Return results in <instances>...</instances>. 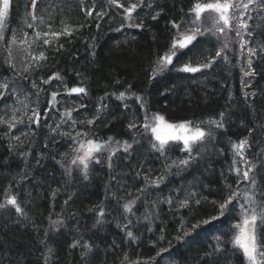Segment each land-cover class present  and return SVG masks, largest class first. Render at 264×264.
Wrapping results in <instances>:
<instances>
[{
  "label": "trees",
  "instance_id": "1",
  "mask_svg": "<svg viewBox=\"0 0 264 264\" xmlns=\"http://www.w3.org/2000/svg\"><path fill=\"white\" fill-rule=\"evenodd\" d=\"M93 2L84 0L89 8ZM121 2L127 5L129 0ZM147 2L154 4L150 14L160 8L164 11L157 21H153L150 14L146 16L149 9H137L133 15L145 18V27L137 29L121 28V24L126 23L123 10L109 6L107 0H95L97 10L103 8L108 13L97 29L95 18H86L80 11V0H38L36 12L45 21L40 24L37 20L40 30H47L48 24L60 30L61 20L69 25L85 26L71 38L61 37L59 43L64 48L59 52L47 49L48 60L38 70L32 69L30 74L23 73L24 64L19 58L22 53L14 52L16 72L29 76L28 80H23L22 76L16 77L18 99L25 100L27 94L29 99L26 102L32 104L37 97L31 81L36 80L39 84L41 76L46 79L55 72L64 77L68 87L83 86L88 94L67 96L63 94V85L55 80L51 85L43 86L45 92L39 97L42 119L38 128L35 124L30 128L28 126L30 110L16 113L24 120V124L17 125L8 136H5L7 127L0 126V202H3L4 190L11 186V193L18 197L27 214L26 218L18 216L11 206L0 210V264H44L42 254L45 246L39 241L45 239L50 214L54 219H63L64 225L59 231H51L47 238V247L52 248L54 253L49 264H121L125 253L130 260L134 261L137 257L143 260L155 256L161 246L168 247L169 241L172 247L157 258L158 264H238L232 245L228 243L232 236L231 224L238 219L236 212L202 226L183 241L177 242L174 237L181 218L190 228L196 221L216 214V206L211 201L224 197L226 177L233 188L237 186L235 174L229 173L232 161L229 138L239 141L248 137L257 156L264 153V129L259 127L264 125V54L253 58L255 75L243 80L248 87L242 84V63L233 55H228L229 63L221 59L211 68L194 74L177 71L188 60L187 56H183L171 66L170 71L150 79L158 55L166 51L171 36L175 34L170 24L166 27L167 22L172 19L179 21L191 7L192 0ZM24 3L25 0H11L10 25L18 30L23 28L31 39L33 30L25 28L22 23ZM181 9L184 11L181 12ZM28 11H31L30 4ZM248 23L254 32L250 46L264 43V21L253 19ZM117 28L121 30L116 31ZM18 34L22 35V32ZM7 35L10 38L11 32ZM201 41L202 56L197 53L193 55V60L206 57L209 53L204 51L205 48H211V55H215V48L218 47L215 39L208 36L202 37ZM45 47L41 42V48ZM6 56L7 52L0 47V80L13 77V71L4 64ZM77 72L80 73L79 77ZM129 85L132 92L143 95L151 111H159L171 122L218 118L221 111L226 113V128L211 129L218 139H210L202 148L198 147L199 156L189 166L172 168L170 173L165 174L159 187H149L143 193L138 190L145 181L143 175L138 176L137 173L151 170L155 178L164 173L165 159L152 149L150 136L148 139L142 136L139 127L134 130L137 142L133 143L134 132L129 131L128 124L134 117L141 124L144 113L134 98L121 101L112 95L125 91ZM52 91L62 93L58 97L61 111L72 105H86V108L73 112L77 120L96 115L97 105L103 97L102 103L106 107L91 131L98 140H106L111 136L121 143L127 140L132 143V148L125 153L122 147L113 143L112 147L117 148V151L112 158L111 168L103 159L104 153L102 163L91 164L87 179L78 170L71 176L66 175L56 161L61 159V153H67L64 162L68 164L72 154L70 139L51 136L43 119V110L48 107L47 100ZM253 92L256 93L255 97L251 95ZM245 93L249 94L247 99ZM5 105L23 108L9 95L0 101V115H4ZM7 114L12 115L11 108ZM52 114L59 119V112L53 111ZM55 119H49L48 122L54 126ZM87 128L86 124H77L75 131ZM250 128L253 129L251 135ZM64 130L69 129L65 126ZM25 132L28 135H22ZM12 136H20V141L12 139ZM180 147L168 152V163L184 158L186 154L180 152ZM261 156L264 157L259 155L256 161H262ZM257 180L264 183V166L258 168ZM190 193L197 195L191 198L188 207L178 209V201ZM169 198L173 200L172 205L166 202ZM196 199H201L199 205ZM129 200H135V214L131 216L130 227L137 239L132 243L126 240L125 233L118 226L128 223L120 205ZM65 201L68 203L65 204ZM97 205L106 208L104 222L99 225H96L95 212L90 211ZM145 215L149 219H145ZM149 227L151 232L148 231ZM221 233L224 237L223 250L216 253L213 252V237ZM161 235L164 236L163 240L160 239ZM74 240H80L81 244L88 241L93 245L85 262L81 261L80 247L70 249ZM206 253L212 255L206 256Z\"/></svg>",
  "mask_w": 264,
  "mask_h": 264
},
{
  "label": "snow or ice",
  "instance_id": "2",
  "mask_svg": "<svg viewBox=\"0 0 264 264\" xmlns=\"http://www.w3.org/2000/svg\"><path fill=\"white\" fill-rule=\"evenodd\" d=\"M80 11L85 14L86 18H95L96 27L99 29L100 21H102L108 13L100 8L97 10L95 0L91 8L87 7L84 0H80ZM10 3L11 0H0V47H3L7 52L4 64H6L12 71L13 77L9 79L5 77L0 80V101L11 95L18 104H22L25 110L29 109V103L26 102L29 96L26 94L25 100H19V86L15 83L17 76H22L23 80H28V75H23L16 72V64L14 52H20L22 55L19 57L21 63L24 64L23 73H29L32 69H39L42 67V63L48 60L47 49L52 48L56 52H59L64 48L62 43H59L61 37L71 38L74 33L80 31L85 25L73 26L67 24L64 20L60 23L62 27L60 30H56L51 24L47 25V30H40L37 25V20L40 24H44L43 17L37 15L36 9L38 0H25L24 3V18L23 25L27 29L33 30L32 38L29 39V33L23 28L15 29L10 25ZM31 5V11H28V6ZM109 6H115L117 9L123 10V20L125 24H121V28H137L143 29L145 27V18L134 16L136 10L146 7L150 10L146 13L148 16L154 9L152 2L147 0H135V2H129L127 5L121 2V0H107ZM164 9L160 8L155 11L154 14H150V18L153 21H157ZM184 10L181 9V12ZM258 19L264 21V0H192L191 7L187 13L181 17L179 21L172 19L167 22L171 25V29L175 30V34L171 36L170 44H168L166 51L162 55H158L154 66L151 69L150 79H155L159 74L170 71L176 61H179L181 57L187 56V62L181 64L177 69L182 73H198L203 69L211 68L214 64L218 63L221 59L225 63L230 62L228 56L229 51H234L230 46L229 33L235 32V37L238 38L239 47L243 51L246 50V65L247 68H241V72L244 77H251L255 75V69L253 68V58L258 55L264 54V43L258 46H250L251 38L254 36V32L248 21ZM121 28H117L116 31H120ZM11 32L10 38L7 33ZM22 32V35L18 34ZM208 36L214 37L219 46L215 48V55H211L212 49L205 48L209 54L202 59L198 58L193 60V55L201 52L202 41L201 38H207ZM248 37L246 39L245 37ZM95 39V38H93ZM41 42L45 48H41ZM92 45H90L91 47ZM38 53V54H37ZM77 76L80 73L77 72ZM55 80H59L63 85L64 92L67 96L73 94L87 95V89L83 86L68 87L64 77L59 72L52 73L46 79L41 76L39 84L36 80L31 81V87L36 90L35 107L30 109L31 114L27 116L28 126L31 127L35 124L38 128L42 119L39 97L41 93L45 92L44 85H51ZM119 83V81H117ZM244 87H248V84L243 81ZM62 95L60 91H52L50 93V99L47 100L48 107L43 110V119L45 126L49 130L51 136H57L68 138L72 142L70 150L74 155L70 162L65 164V158L67 153H61V159L56 162L64 169L65 174L71 176L74 171H80L84 178H88L90 166L93 162L102 163V155L108 152L109 167L112 166V157L116 154L117 148L112 147L113 143L117 147H122L123 151L127 153L132 148V143L127 140L115 141L114 137L109 136L106 140H98L95 138V134L91 131L92 126L99 119V114L106 107L102 103L103 97L100 98L101 103H98L96 109V115L91 118L85 117L82 120H77L73 116V112H78L81 108H86V105H76L65 107L63 111L60 110L58 105L61 103L58 97ZM118 100L124 101L128 98H134L139 104L140 110L143 111V122L137 123L136 118L128 124L129 131H133V143L136 141L135 131L138 127L142 129V136L147 137L150 133V144L154 151L158 152L161 157L165 159L164 173L155 178L152 177L151 170L148 173L138 172L137 175H143L145 184L138 191L143 193L149 187H159V185L165 179V174L170 173L172 168H185L190 165L193 160H196L199 156L197 148H202L206 142L210 139H218V135L211 129L216 128L224 130L226 128L225 117L226 113L221 111L219 117H210L202 120H180L178 122H171L166 119L165 115L159 111H151L144 100L142 94L132 92L129 85L125 91L112 93ZM248 93H245L247 99ZM253 97L256 93L251 94ZM128 105L125 104V108ZM11 108L12 115L8 116L7 110ZM19 108H13L10 105H5L4 115H0V126H6L8 132L5 136L11 133L12 129L16 128L19 124H24V120L16 115L19 112ZM59 112L58 121L54 120L53 123H49V119L52 118V112ZM77 124H86L87 130L75 131ZM205 125L208 127L206 128ZM68 127V131L64 130V127ZM264 129V125H259ZM73 132L75 134L73 135ZM253 129H249V135H251ZM33 134H35L33 132ZM22 135H28L27 132ZM12 139L20 141V136H12ZM229 144L232 153V161L229 165V173H234L236 177V187L227 182L225 178V195L222 200H212L211 203L216 206V214L211 215L203 220H198L191 225L190 228L186 227V221L181 218L180 225L177 229V235L174 239L177 242L183 241L186 237L191 236L197 229L202 226L210 225L211 223L220 220L227 216L229 213L236 212L238 219H235L231 224L230 231L232 236L228 243L232 245L234 254L238 258V264H264V183H260L257 180L258 168L264 166V161H256L249 159L246 153L250 148V141L248 137L242 138L239 141H233L229 138ZM75 145H78L75 146ZM182 145V146H181ZM47 147V145H45ZM180 147V152L185 153L184 158L179 160H171L168 163V152L175 147ZM11 150V145H10ZM21 155H25L21 153ZM258 155H264L260 153ZM223 175V173H222ZM245 186L240 187L241 184ZM9 188L4 190L3 202H0V210L7 209L11 206L15 209L18 216L26 218V212L20 205L18 197L13 195ZM196 193H190L183 200H179L177 208H186L191 202V198L195 197ZM136 199H139L137 197ZM207 199V197H203ZM169 205L173 204V200L169 198L166 201ZM196 204L201 203V199H196ZM68 201H65L67 204ZM119 204V200H118ZM135 200H129L124 202L122 207L123 212L126 214L125 219L128 221L126 224L118 225L125 233V238L129 243L135 242L137 237L132 231L131 216L134 215L133 205ZM90 211H94L97 220L96 225L104 222L103 218L106 215V208L103 205L94 206ZM145 219H149L145 215ZM64 225L63 219H54L52 214L49 215V227L45 230V239L40 240L39 243L45 246V252L42 254L44 264H49L50 258L53 256V249L47 247V238L51 231H59L60 227ZM95 226V225H94ZM148 231H152L151 227ZM182 233V235H181ZM160 239L163 240L164 236L161 235ZM215 241V247L213 252L219 253L223 250V234H217L213 237ZM168 247L161 246L159 251L153 257L147 259H141L137 257L136 260H130L128 254L125 253L124 261L127 264H158V257H161L163 253L170 251L172 247L171 241L168 242ZM70 249L75 250L77 247L82 249L81 261L85 262L89 258V254L92 251L93 245L88 241H84L81 244L80 240H74L69 246ZM211 247V245H210ZM212 253H206V256H211Z\"/></svg>",
  "mask_w": 264,
  "mask_h": 264
},
{
  "label": "rangeland",
  "instance_id": "3",
  "mask_svg": "<svg viewBox=\"0 0 264 264\" xmlns=\"http://www.w3.org/2000/svg\"><path fill=\"white\" fill-rule=\"evenodd\" d=\"M244 2H246V0H244ZM229 37H230V46H231V48L232 49H234V51H229L227 54L228 55H233V56H236V58L239 60V62H241L242 64V67H244L245 69L247 68V65H246V56H247V54H246V50H244L243 51V54H241L242 53V50L240 49V47H239V43H238V38L237 37H235V32H231V33H229ZM214 38V37H213ZM246 39L248 38L247 36L245 37ZM215 39V38H214ZM215 41H216V43L218 44V46H219V42L215 39ZM242 75H243V73H242ZM244 79H247V77H244L243 76V80ZM35 96V95H34ZM36 100H34L33 102H32V104L31 103H29V109L28 110H25L24 108H20V111L19 112H22V113H24V112H27V111H29L32 107H35V102ZM24 109V110H23ZM31 112V111H30ZM56 118L55 120L56 121H58V119H57V116H55L54 114H52V118H50V119H52L53 120V118ZM75 133H73V135H74ZM149 136H150V133L148 134ZM149 136H147L146 138L148 139L149 138ZM151 138V137H150ZM70 146H72V142H71V140H70ZM75 146H77L78 147V145H75ZM255 148H253L251 145H250V148H249V150H248V152L246 153L247 155H249V157L250 158H252V159H254V160H258V156H257V154L255 153ZM73 154V153H72ZM72 154H71V157H70V160H71V158H72ZM74 155V154H73ZM107 157H108V152H105V154L103 155V159H104V161H105V163H107L108 162V159H107ZM70 160H69V162H70ZM261 160L262 161H264V157L263 156H261ZM68 162V163H69ZM109 163V162H108ZM245 185L242 183V186H241V188H243Z\"/></svg>",
  "mask_w": 264,
  "mask_h": 264
}]
</instances>
